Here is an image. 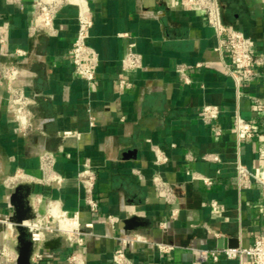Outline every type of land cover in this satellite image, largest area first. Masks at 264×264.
Here are the masks:
<instances>
[{
	"label": "crops",
	"instance_id": "obj_1",
	"mask_svg": "<svg viewBox=\"0 0 264 264\" xmlns=\"http://www.w3.org/2000/svg\"><path fill=\"white\" fill-rule=\"evenodd\" d=\"M87 1L93 19L87 44L98 58L91 86L75 75L70 62L75 5L59 9L51 34L30 32L35 0H0V213H13L9 196L25 184L31 187L35 216L44 215L50 204L76 215L82 242L47 235L40 246L42 264H69L72 254L82 264H113L118 247L136 262L235 264L224 258L201 262L196 250L248 246L264 233V193L256 185L238 192L234 167L237 158L253 170L263 163L264 118L253 111L248 96L264 102V75L240 88L238 97L223 66L227 58L216 50L213 28L184 0ZM217 2L222 22L250 37L264 55L261 2ZM131 44L141 67L123 72L121 60ZM16 50L25 55L16 56ZM181 66L189 84L177 72ZM11 67L17 76L8 81L4 72ZM121 78L131 86L120 90ZM10 87L32 100L25 132L13 120ZM205 104L222 110L211 124L198 117ZM236 107L244 119L261 125L259 137L236 139L229 120ZM64 131L78 135L65 137ZM43 153L52 156V172L63 178L60 185L46 180ZM208 154L218 160L205 159ZM157 157L166 160L157 162ZM85 163L96 175L95 213L77 179ZM16 173L25 178L10 191L3 181ZM155 178L171 189L173 204L157 191ZM212 201L223 208L221 217L210 213ZM131 218L136 220L126 228L124 220ZM3 231L0 226V244ZM157 244L172 249L162 253Z\"/></svg>",
	"mask_w": 264,
	"mask_h": 264
},
{
	"label": "built area",
	"instance_id": "obj_2",
	"mask_svg": "<svg viewBox=\"0 0 264 264\" xmlns=\"http://www.w3.org/2000/svg\"><path fill=\"white\" fill-rule=\"evenodd\" d=\"M17 1V0H13ZM264 7V0H259ZM188 8L198 10L204 14L206 23L213 28L215 35L218 38V47L216 50L224 54L227 62L223 63L224 69L228 76L233 80L238 97L239 90L246 84L257 80L264 75V55L256 52L253 40L243 32L232 27L226 26L220 15V10L217 0H184ZM67 5H75L77 12V30L70 48V62L72 64L75 75L84 80L88 86H91L95 79V68L98 64V58L94 50L87 44L89 30L93 25L92 13L88 6L87 0H35L34 2V24L30 28V32L44 31L54 33V19L60 8ZM3 39L0 37V43ZM131 44L121 60V68L123 72L134 70L141 67L140 56L133 51ZM16 56H23V50H16ZM177 72L184 84H189L190 79L185 73V67L181 66ZM4 76L8 81H12L17 76V70L14 67L7 69ZM120 90L127 89L131 84L121 78L117 82ZM253 111L261 118H264V102L257 95L248 96ZM32 100L27 97L21 90L9 88L8 104L13 114V120L17 128L22 132L30 128V111L29 106ZM222 110L219 106L213 104L203 105L199 112V119L205 124L215 122L221 115ZM231 130L235 134L238 141L251 140L259 137L261 134V125L251 120L244 119L238 108L236 107L233 114L230 116ZM264 128V122L262 123ZM220 130L214 129L213 133L218 135ZM77 136V133L64 131L63 136ZM207 160L217 161L218 157L215 154L204 156ZM157 162L166 160L162 157H157ZM41 169L46 174V180L55 182L60 185L63 178L52 172V156L49 153H43L40 157ZM235 167V186L238 192L250 189L253 185L258 186L264 193V159L261 168L253 170L244 165L238 158L234 164ZM25 178L23 173H16L3 181V185L8 190L13 188ZM204 184L211 185V179L200 176ZM77 179L83 186L85 202L91 213L98 210V202L94 198V185L96 175L91 166L85 163L82 169L77 174ZM157 191L162 195L168 204L174 203L173 193L159 178L154 179ZM210 213L213 216L221 217L223 208L217 201H212L209 204ZM56 210V217L53 214ZM177 213L176 209L171 210V215ZM261 214L264 216V205L261 206ZM12 214L0 213V226L4 228L2 234V243L0 244V264H15L17 252L15 250L17 231L15 224L11 222ZM109 222L114 219L108 217ZM26 228L29 238L33 243V251L30 257L31 264H42L44 252L40 248L45 241L46 236L50 234H64L69 239H76L81 243V233L79 232L77 217L70 216L67 211L60 209L56 204H50L46 213L42 216H35L34 219L23 223ZM90 227L91 224H87ZM218 236L217 233L214 234ZM158 249L162 253H168L172 248L157 244ZM197 254L201 262H218L221 258L233 260L235 264H264V233L258 234L253 238V242L248 246L197 249ZM113 264H150L136 262L130 259L122 247L116 248L111 255ZM69 264H82V261L77 255L72 254L68 258Z\"/></svg>",
	"mask_w": 264,
	"mask_h": 264
},
{
	"label": "water",
	"instance_id": "obj_3",
	"mask_svg": "<svg viewBox=\"0 0 264 264\" xmlns=\"http://www.w3.org/2000/svg\"><path fill=\"white\" fill-rule=\"evenodd\" d=\"M31 194V187L25 184L17 185L9 196V203L13 208V213L10 217L11 222L15 224L17 231L16 247L17 259L15 264H31L30 257L33 251V243L29 238V234L23 223L35 218V214L29 203V196ZM136 218L124 220L126 228L132 224ZM50 242H45L47 247Z\"/></svg>",
	"mask_w": 264,
	"mask_h": 264
},
{
	"label": "bare ground",
	"instance_id": "obj_4",
	"mask_svg": "<svg viewBox=\"0 0 264 264\" xmlns=\"http://www.w3.org/2000/svg\"><path fill=\"white\" fill-rule=\"evenodd\" d=\"M56 210H53L52 212H53V214L56 216V212H55ZM56 217H58V216H56Z\"/></svg>",
	"mask_w": 264,
	"mask_h": 264
}]
</instances>
